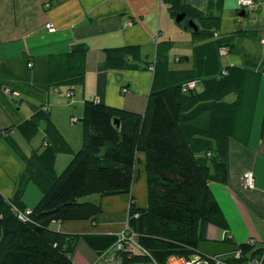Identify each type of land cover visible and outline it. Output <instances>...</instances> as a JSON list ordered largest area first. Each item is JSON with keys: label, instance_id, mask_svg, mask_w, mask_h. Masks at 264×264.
<instances>
[{"label": "trees", "instance_id": "16d2710c", "mask_svg": "<svg viewBox=\"0 0 264 264\" xmlns=\"http://www.w3.org/2000/svg\"><path fill=\"white\" fill-rule=\"evenodd\" d=\"M163 1L173 18L179 12L186 13L180 24L193 38L208 37L215 31L218 17L203 14L182 0ZM193 18L198 22L195 32L187 26V20ZM170 47L171 41L157 44V65L166 63ZM132 49L135 47L114 49L107 54L105 66L148 68L149 64L144 67L124 57ZM87 51L86 44L76 43L69 51L51 56L48 82L65 83L69 91L81 86ZM247 79L240 69L225 66L199 91L197 80L183 71L169 84L149 91L142 113L86 98L82 104V143L76 150L47 120L50 139L41 150H32L15 196L10 199L0 193V264H72L71 253L78 238L96 255L113 245L117 234L65 233L51 224L95 216L100 204L83 199L85 196L130 192L138 151L144 152L147 204L138 206L130 196L126 219V228L135 234L138 244L160 264L171 254L217 255L201 253L197 245L205 239L209 224L225 229L209 182H227V138L236 121L239 101L226 102L223 97L236 88L242 91ZM191 81L194 87L185 92L183 87ZM203 115L205 123L199 120ZM42 118L48 119V115L41 108L26 121L25 134H32L37 129L36 120ZM57 149L70 151L72 157L54 175L52 158ZM30 179L45 181L47 186L21 219L19 213L26 210L20 206L21 198ZM229 244L231 252L249 249L244 243ZM261 250L256 248L251 254ZM231 252L218 256L230 259Z\"/></svg>", "mask_w": 264, "mask_h": 264}, {"label": "crops", "instance_id": "0c3cea01", "mask_svg": "<svg viewBox=\"0 0 264 264\" xmlns=\"http://www.w3.org/2000/svg\"><path fill=\"white\" fill-rule=\"evenodd\" d=\"M253 1V9L240 15L236 0H182L203 14L218 17V25L211 36L199 38H193L191 32L181 25L189 31L181 34L189 55L174 56L173 61L186 63L174 62L168 69L169 53L175 45L169 37L174 18L163 0H0V193L10 199L15 196L32 150H41L50 139L47 120L56 127L48 102L51 93L67 90L68 86L48 82L51 56L69 51L76 43L88 46L85 77L81 86L75 87L74 92L78 94L73 93L76 96L81 91V96L70 99L69 104L64 103L69 112L71 103H83L84 99L92 98L112 107L142 113L149 91L169 84L178 73L187 71L191 78L197 80L196 87L201 91L207 86V79L217 76L225 66H233L248 79L244 81L242 91L236 88L223 97L226 102L239 101L236 121L227 138L228 179L226 183L209 182L211 193L225 219V229L216 226L217 229L213 230L208 225L205 239L198 242L197 250L226 256L231 252L230 242L242 244L249 238L255 240L256 248H262L264 0ZM193 20L198 23L196 18ZM47 23H51L54 29L48 30L45 27ZM251 38L257 40L258 47L244 43ZM163 41H171V47L166 53V63L157 65L154 62L156 47ZM126 46L135 47L124 55L130 62L144 67L155 63L150 87L147 81L142 90L132 89V85L125 82L127 77L123 76V70L146 71L147 67L105 66L107 54ZM220 46H227V52L221 54ZM222 57H226V64H220ZM28 62L32 65L28 66ZM229 95L232 98L228 101L226 97ZM41 108L47 110L48 119L36 120L37 129L26 135V121ZM72 117L78 120L70 113L65 121L77 136L81 130L76 123L70 122ZM38 134L42 139L40 147H36L33 141ZM70 142L68 144L74 150V146H78L76 139ZM245 169L253 172L252 189L241 184V173ZM35 181L45 190L47 182ZM20 206L32 208L24 205L22 198ZM127 209L128 205L126 213ZM60 229L65 233L70 230ZM118 231L121 229L101 233L116 234ZM95 258L96 253L78 238L71 253L72 264H92Z\"/></svg>", "mask_w": 264, "mask_h": 264}, {"label": "rangeland", "instance_id": "374dc122", "mask_svg": "<svg viewBox=\"0 0 264 264\" xmlns=\"http://www.w3.org/2000/svg\"><path fill=\"white\" fill-rule=\"evenodd\" d=\"M177 27L176 23H174V19L171 21V33L170 39L172 41H175V45L173 46V49L170 51L169 56L170 60L167 63V68L170 69L172 64L177 61H173V57L176 56H188V46L181 40V34H188L189 31H185L184 27L181 25H178ZM246 40V39H245ZM244 43H251L255 47H258V42L255 40V38L249 39V41H244ZM218 56V55H217ZM220 64H226V57H222L219 59ZM181 64H185L186 62L181 61L177 62ZM220 65V66H221ZM151 66V65H150ZM149 66V67H150ZM148 67V68H149ZM124 77L126 78V83H130V86L132 89H136L140 91L142 90L147 81L149 82V87L152 82V70L146 69L143 71H125L123 70ZM128 74V76L126 75ZM73 90H66L62 89L61 92L57 93H51V98L48 102L49 108L52 107L53 110V121L56 124V128L59 131V133L62 135L64 140L67 142L69 141H75L78 146H74V150H76L78 147L81 146L82 143V113H83V107L82 102L81 103H71V112H69V109L64 107V103H70V99H76L77 97H80L81 91L79 95L78 92H74ZM126 90V89H125ZM124 90V92H125ZM183 90L186 92L188 89L186 87H183ZM196 90H199L196 87ZM149 91V89L147 90ZM232 96L229 95L226 97V100H231ZM76 109V110H75ZM73 110V111H72ZM69 112V113H68ZM73 113L78 120L71 123H76L75 125H78L81 133L78 132L77 136L73 133L70 129V127L66 123V119L68 120L69 114ZM206 116L203 115L200 117V122H206ZM34 143L37 144L36 147H40L42 143V139L40 137V134L36 135L34 138ZM68 142V143H69ZM71 143V142H70ZM57 144V143H55ZM72 153L68 150L64 149H57L55 153L53 154V164H52V172L54 175L59 174L68 161L71 159ZM136 164L133 169V175L134 179L131 191L127 193H121V194H114V195H100V194H91L88 196H85L83 199L89 200V201H97L100 204V211L95 215L87 219H71V220H64L62 223H52L51 227L53 229H58V231H62V229H70L66 233H101L103 231H117L119 229H124L126 225V219H127V213L126 208L129 202V198L134 200L138 206H146L147 204V195H146V176H145V167H144V152L138 151L136 153ZM39 185V184H38ZM36 183V181L33 179H30L23 191L22 194V202L24 205H27V207H33L36 202L38 201L39 197L43 193L44 190H42L41 187H39ZM24 197V200H23ZM100 201V202H99ZM25 208V207H24ZM29 209V208H26ZM30 210V209H29ZM209 228L215 230L217 227L213 224H209ZM64 232V231H62ZM119 233V231L117 232ZM76 255V254H75ZM84 257H87V254L83 255ZM194 256L191 254V257ZM95 261V260H94ZM93 264V263H92Z\"/></svg>", "mask_w": 264, "mask_h": 264}, {"label": "built area", "instance_id": "2783aa9c", "mask_svg": "<svg viewBox=\"0 0 264 264\" xmlns=\"http://www.w3.org/2000/svg\"><path fill=\"white\" fill-rule=\"evenodd\" d=\"M238 10L251 11L254 6L253 0H236ZM48 30H53L51 23L45 24ZM227 47H220L219 52L221 54L226 53ZM32 63L28 62V66ZM152 70V66L148 68ZM195 82L191 81L185 84L186 88H193ZM6 92L9 90L6 89ZM72 122L76 121V118L70 119ZM241 184L246 189H252L254 187V175L249 169H245L241 173L240 178ZM30 212L29 209L19 213V218L25 219L26 215ZM117 234V239L113 245L108 247L106 250L96 255L93 264H160L158 263L150 253L138 244L136 236L133 232L126 228L122 229ZM244 244L249 249L244 252L241 249H236L231 252L230 259H223L218 255L200 256L194 255L192 257H185L183 255L171 254L167 257L164 264H262L264 256V246L260 253L252 255V250L256 249V242L253 238H249ZM244 252V253H243Z\"/></svg>", "mask_w": 264, "mask_h": 264}, {"label": "water", "instance_id": "95a60500", "mask_svg": "<svg viewBox=\"0 0 264 264\" xmlns=\"http://www.w3.org/2000/svg\"><path fill=\"white\" fill-rule=\"evenodd\" d=\"M240 15H244L245 12L244 10H241L239 12ZM186 16V13L185 12H179L175 15L174 17V22L177 24V25H181L180 22L185 18ZM187 26L189 29L193 30L194 32L198 30V26L197 24L194 22L193 19H188L187 20Z\"/></svg>", "mask_w": 264, "mask_h": 264}]
</instances>
